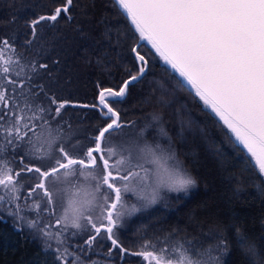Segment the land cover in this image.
Listing matches in <instances>:
<instances>
[{
	"label": "snow or ice",
	"instance_id": "obj_1",
	"mask_svg": "<svg viewBox=\"0 0 264 264\" xmlns=\"http://www.w3.org/2000/svg\"><path fill=\"white\" fill-rule=\"evenodd\" d=\"M116 4L139 36L136 44L126 46L124 32L108 29L113 32L109 45L114 42L117 50L113 56L105 51L108 59L97 60V64H112L125 78L108 87L98 79L90 103L57 95L60 89L53 91V85H59V78L51 67L60 61L45 62L42 46L34 47L42 39V31L54 29L62 14L71 19L67 14L73 0H64L51 12L27 20L22 35L0 37V210L13 218L16 227L26 225L41 237L54 240L56 264H89L94 255L103 257L106 264H127L126 257L142 258L147 264H222L229 250L222 231L215 233V243L207 247L186 236L176 239V229L155 242L142 239L146 233H141L139 246L146 250L130 251L125 246L118 231L126 218L115 209L122 197L131 198L121 192V184L132 173L117 167L116 149L123 143L113 141L110 145L109 140L135 122L124 120L114 105L127 102L131 90L152 71L150 59L156 55L178 74L177 86L186 88L193 100L198 98L208 114L217 118L231 146L246 155L245 163L264 177V0H116ZM145 42L150 45L147 51ZM17 46L34 50L42 59L26 60L16 55ZM68 109L95 113L102 121L86 137L87 144L77 139L70 120L63 118ZM153 120L160 123L155 116ZM148 127L139 135L145 136ZM21 150L19 170H14L7 154ZM77 150L79 153L73 155ZM30 159L52 166L27 163ZM73 169L101 170L97 173L103 210L95 220L93 213L89 214L82 227L62 222L60 215L54 225L47 224L43 218L56 215L57 199L48 183L55 174ZM21 176L38 182L29 184L24 192ZM104 192L114 194V198ZM137 211L134 206L128 215ZM29 213L32 218H28ZM82 229L90 234L82 243H73L84 234L75 230ZM236 235L247 264H264L255 243H250L239 228ZM97 244H107L106 251L96 252ZM90 264L98 262L92 259Z\"/></svg>",
	"mask_w": 264,
	"mask_h": 264
},
{
	"label": "rangeland",
	"instance_id": "obj_2",
	"mask_svg": "<svg viewBox=\"0 0 264 264\" xmlns=\"http://www.w3.org/2000/svg\"><path fill=\"white\" fill-rule=\"evenodd\" d=\"M92 1L93 0H73V5L70 9V12L67 14L71 16L70 20H72V18L75 19L77 16H79V18L85 19L86 16L91 14L93 15L94 9ZM5 2L7 3V8L5 7L4 10L0 8V23L1 25L5 26L8 24L9 15L14 16L15 14V23L13 24L15 27L12 37H16L22 35L24 32V24L27 20L34 18L36 15L51 12L55 7L61 6L64 3V0H33L31 1L28 9L20 10L18 15H16L17 12H14L15 8L10 4L12 3L11 0H5ZM99 4L100 1L97 3V5L99 6ZM106 14L107 13L101 16L100 22L107 23ZM67 21L69 20L65 18L64 14H62V18L59 20L58 24H64ZM106 28L107 27L101 29L98 34L95 35L96 38L94 41L90 42L92 46L91 50H89L87 47L83 48L82 52L84 51V54H81L79 58H77L78 62H76V65H74V68L72 69V72L75 76L72 81H69L70 83H67L68 89H70L72 92L70 91L67 94L59 96L71 100L90 103L94 100L95 83L98 79L104 80V86H114L119 83L117 80V73L120 69L116 72V67H114L112 64H104L100 68L98 65L95 66L98 72H94L95 69H93L91 72H87V67L85 65V61H87L88 56H91L92 52H95L98 56H100L97 58V60H102V57H105V51H108L110 56L114 55V52L116 51L115 44L113 42V44L110 46L108 39V37L112 36V33H107L106 36ZM2 33L3 30L0 31V34ZM17 47L19 50H23L25 53L32 52V50H25L19 46ZM148 49H150V45H147L145 42L144 50L147 51ZM107 59L108 57L105 60ZM152 60L164 63L163 60L156 55L153 56ZM70 94H73V96H70ZM114 106L118 107L122 111V118L124 120L134 121L135 124L132 127H126L122 129L120 134H113L109 140L110 145L113 141L116 143H123L129 137L139 132L142 129L143 119H147L146 114L150 113V111H155V113L158 115V120L164 121L166 123V127L171 136V140L175 145L177 154L180 156L183 162H186L184 163L187 167H190L189 169L192 168L197 176V181L200 183L198 190L192 191V193L190 192L191 194H189L187 198L181 197L179 199V197L176 198L177 196L173 198L172 203L174 206L172 209L165 211L163 208H152V210H148L149 212H144V215L148 216L145 217L142 214L143 219L138 220L141 221L140 223L134 220L133 222L131 221V219L137 214L132 215L130 219H126L118 231V235L125 243V246L129 247L130 251H143L146 249H143L139 246L140 243H142V239L153 240L155 242L157 238L163 239L173 229H176L178 233L181 231V229H190L194 231L203 227L208 228L211 226H220V222H217L218 220L215 215H217L220 208L223 210L226 209L225 212H230V207H227L228 202L222 196L220 197L216 190L217 188L215 189L216 185L214 184L215 181H213L214 176L212 175L210 167L206 163L205 155L202 157H197L195 155L196 148H199L198 151L206 153L208 149V130H206L204 124L192 114L184 99L180 97L177 89L164 79L156 75H150L131 90L129 96L127 97L126 103ZM63 118L71 120L70 122L73 126V130L78 133L77 139L81 140L85 144L88 143L86 137L89 134H93L95 131V126L102 123L95 113L85 112L83 110L68 109L63 113ZM145 137L156 141L159 140L153 134L152 129H148L146 131ZM191 145H195L197 147L193 149V146ZM22 152L23 150L16 153L15 155H13L11 152L7 154L6 159L9 161V166L14 170H19L20 166L17 161ZM78 153L79 150L74 151L72 154L77 155ZM26 162L36 163L44 168L52 166L48 162L39 159H30ZM195 165H197V167H195ZM100 171V169H97V172ZM20 180L24 192L27 191V186L29 184H35L38 182L37 179H34L31 176H21ZM48 186L51 190L53 189V184L51 181L48 183ZM103 195H111V197L114 198V194H109L107 192H104ZM60 207L61 202L59 198H57L56 215L52 219L44 217V222L54 225V220L59 218ZM103 207L104 204L102 202L100 209H98L96 213H93L94 220L96 219V215L103 210ZM0 216L13 223V218L10 217L6 212L0 210ZM28 218H32L31 213H29ZM256 223V225H261L258 226L259 231L257 234L260 236L262 241H264V223L262 220L257 221ZM139 224L143 225L144 227H148L149 225L167 227L168 230L165 232L157 231V234L153 236L144 234L141 239V233L144 232L142 229H140L142 227L138 226ZM165 224L169 226H162ZM225 224L227 243L229 249L232 251V254L229 259L225 260L224 264H247V258L245 257L243 251L239 248L238 238L232 229L230 221L225 222ZM19 229L26 232L43 247L51 250L56 247V242L54 240H47L41 237L36 232V230L29 229L26 225L20 227ZM51 230L56 231L57 229L52 227ZM75 231H83L84 234L76 241H73V243H82L83 239H85L86 236L90 234L88 231H84L83 229ZM178 237L179 234H176L175 238L178 239ZM49 245H51V247H49ZM159 246L160 245H158V247ZM106 248L107 244L103 245V247H101L99 244L95 246L96 252L106 251ZM92 259L97 260L98 264H106V261L101 256L94 255L89 257V264ZM126 262L127 264H147V261H143L142 258L138 257H126ZM121 264H124V262H121Z\"/></svg>",
	"mask_w": 264,
	"mask_h": 264
},
{
	"label": "trees",
	"instance_id": "obj_3",
	"mask_svg": "<svg viewBox=\"0 0 264 264\" xmlns=\"http://www.w3.org/2000/svg\"><path fill=\"white\" fill-rule=\"evenodd\" d=\"M31 1L33 0H11L12 3L10 4L15 8L14 12H17L16 15H18L20 10L28 9ZM99 1L100 4L98 6L97 3ZM92 5L94 9L93 15L86 16L85 19L77 16L75 19L72 18V20L64 24H57L54 29L42 31V39L34 46L36 48L42 46L47 56L45 62L50 63L52 60L60 61L58 65L51 67V71L59 78V85H53V91H56L57 88L60 89L57 91L58 95L67 94L71 91L68 89L67 83H70L69 81H72L75 76L72 69L74 65H76V62H78L77 58H79L81 54H84V51L82 52L83 48L87 47L91 50L92 46L90 42L94 41L96 38L95 35L98 34L101 29L107 27L106 32L112 33L111 35H113V32L108 31V29L114 30L119 28L126 34V46L134 45L138 39L139 34L135 33L134 27L131 26L130 21L123 15L118 4H116V0H93ZM5 7L7 8L5 0H0V8L4 10ZM105 13H107V23H102L100 22V18ZM13 20L15 21V14L14 16L9 15L8 24L5 26L0 23V27H3L2 29L0 28V31L3 30L0 37H12L15 27L12 22ZM134 33L135 35H133ZM16 55H20L26 60L42 59V57H37L35 55L34 50H32L31 53H25L23 50H19L18 47ZM98 57L100 56L95 52H92L91 56H88L87 61H85L87 72H91L93 69H95L94 72H98L95 67L98 65ZM106 58L107 57H102V60L104 61ZM103 65L104 64L98 65V67L100 68ZM150 67L152 71L148 76L156 75L173 85L177 89L180 97L184 99L188 105L192 114L199 119L204 124L206 130H208V149L206 153L198 151L199 148L197 149L195 145L191 146H193V149L196 148L195 155L197 157L205 155L206 163L214 176L213 181H215V189L217 188L216 190L220 197L222 196L226 199L228 202L227 207H230V212H225L226 209L223 210L220 208L217 215H215L218 220L217 222H220V226L203 227L194 231L190 229H181L180 232L176 233L179 234L178 239L186 236L189 240H199L204 247H207L209 244L215 243V233L222 231L223 237L227 242L225 222L230 221L235 234L237 228H239L240 231L247 236L248 241L250 243H255L260 254L264 256V241H262L257 234L260 224L256 225L257 221L262 220L264 223V196L261 195V190L264 189V178L260 176L256 168L251 167L249 163H245L247 157L243 152H238L231 146L228 135L226 134V129H222L217 125V118L208 114V110L204 108L203 103L198 102V98L193 100L186 88L182 89L177 86L176 80L179 79L178 74L172 73L170 67L165 64L152 59H150ZM118 70L119 68H116V72ZM122 78L125 77H123L121 70H119L117 73V80L120 81ZM45 83H47V81H45ZM70 96H73V94H70ZM154 116H158L155 111H150V113L146 114L147 119H143L142 129L149 126L148 129H152L155 137L160 140H158L159 142L169 145L174 149L175 153H177L166 127V123L164 121L157 123V121L153 120ZM184 162V166L190 170L197 179L192 168L189 169L190 167H187L185 165L186 162ZM195 167H197V165H195ZM199 184L198 181L197 186L190 192L192 193V191L198 190ZM257 185H259V187H257ZM189 194L187 196L183 193L171 195L163 206L157 205L153 208H163L165 211L172 209L174 206L172 203L173 198L176 196V198L179 197V199L181 197L187 198ZM150 210H152V208ZM149 211H143L139 213L141 215H135L131 221L133 222L134 220L140 223L141 221L138 220L143 219L142 214L144 215V212L147 213ZM144 216L146 217L148 215ZM138 226H141L142 228L140 229L148 236L157 234V231L165 232L168 230L167 227H158L156 225L144 227L139 224ZM162 226L169 225L165 224ZM210 233L212 235H210ZM238 245L242 250L239 243ZM231 254L232 251L229 249L227 254L222 257V264L225 263L226 259H229ZM54 257L55 253L51 249L43 247L26 232L14 226L8 219L4 217L0 219V264H56Z\"/></svg>",
	"mask_w": 264,
	"mask_h": 264
},
{
	"label": "clouds",
	"instance_id": "obj_4",
	"mask_svg": "<svg viewBox=\"0 0 264 264\" xmlns=\"http://www.w3.org/2000/svg\"><path fill=\"white\" fill-rule=\"evenodd\" d=\"M139 132L124 141L122 148L116 149L117 167L132 173L131 178L121 184V192L129 193L131 198L122 197L115 209L126 219L131 218L128 212L134 206L139 211L133 215L163 206L171 195H188L198 183L173 148L141 136ZM100 182L97 171L89 169L61 171L52 177V191L61 202L62 222L82 227L85 218L100 209Z\"/></svg>",
	"mask_w": 264,
	"mask_h": 264
},
{
	"label": "water",
	"instance_id": "obj_5",
	"mask_svg": "<svg viewBox=\"0 0 264 264\" xmlns=\"http://www.w3.org/2000/svg\"><path fill=\"white\" fill-rule=\"evenodd\" d=\"M134 44H136V42H135ZM163 64H164V63H163ZM147 250H151V249H147Z\"/></svg>",
	"mask_w": 264,
	"mask_h": 264
}]
</instances>
